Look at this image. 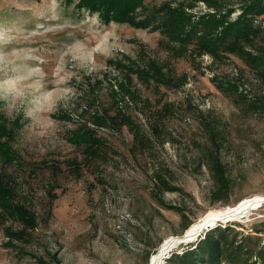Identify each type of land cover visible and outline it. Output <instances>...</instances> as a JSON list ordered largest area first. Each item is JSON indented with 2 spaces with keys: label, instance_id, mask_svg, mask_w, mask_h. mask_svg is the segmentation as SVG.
Segmentation results:
<instances>
[{
  "label": "rangeland",
  "instance_id": "rangeland-1",
  "mask_svg": "<svg viewBox=\"0 0 264 264\" xmlns=\"http://www.w3.org/2000/svg\"><path fill=\"white\" fill-rule=\"evenodd\" d=\"M215 1L234 9L232 19L238 15V0ZM144 4L135 17L161 7L195 16L214 12L202 0ZM200 33L183 46L158 29L103 25L65 0H0V114L7 127L20 125L11 141L16 162H0V171L15 201L36 216L28 242L4 232L21 231L19 223L0 219V264H171L173 254L208 229L233 224L252 235L264 229L263 203L237 220L207 226L191 242L175 243L184 224L191 223L186 233L193 236L209 213L264 196V80L237 56L200 50ZM246 47L264 48V35ZM109 60L149 73L156 66L171 84L141 82L138 70L126 67L109 70ZM123 75H130L136 99L149 103L124 106L148 139L146 149L125 126L90 123V111L115 113L108 91L118 89ZM216 82L236 89L220 92ZM86 128L104 143L99 157L72 143L71 135ZM207 149L225 170L226 206L210 200L216 181ZM166 247L173 248L158 261Z\"/></svg>",
  "mask_w": 264,
  "mask_h": 264
},
{
  "label": "trees",
  "instance_id": "trees-1",
  "mask_svg": "<svg viewBox=\"0 0 264 264\" xmlns=\"http://www.w3.org/2000/svg\"><path fill=\"white\" fill-rule=\"evenodd\" d=\"M146 0H65L66 5L73 4L77 10H85L89 14H96L98 21L103 25L112 22L128 25L134 28L158 29L169 41L178 40L179 44L186 45L194 36L199 34L198 40L200 50L210 53L214 58L226 56L227 54L237 56L244 64L264 80V48H249L256 36L264 35V0H238V15L232 19L234 9L224 7L215 0H202L213 7V13H205L198 16L186 13L180 9L161 7L152 9L149 14L135 17V13L144 9ZM261 17V19H259ZM180 49H178L179 51ZM184 50L182 57H184ZM109 70L137 71L141 82L153 81L156 85L170 86L171 81L163 74L162 69L152 67L151 73L141 69H132L123 66L119 61L109 60L106 63ZM126 67V68H125ZM130 75H123L122 82L116 84V91H108L111 105H114L115 113H99L97 110L90 111V123L97 127L119 128L125 126L132 134L134 144L139 148L146 149L150 146L148 139L139 124L133 119L124 106H137L139 102L149 105L148 101H138L136 91L131 88ZM215 87L224 92L228 88L236 89L231 82L215 83ZM132 90V91H131ZM92 103V102H91ZM94 104V103H93ZM86 110L91 109L88 104ZM164 110H168L167 107ZM20 128L18 120L14 121L12 127H7L4 116L0 114V162L6 166L16 162L17 153L11 146L16 132ZM156 131V128H154ZM212 147H217L215 135L209 126H206ZM73 144L85 147L84 152L90 157H99L97 149L103 145L90 128L80 129V132L71 135ZM102 145V146H101ZM101 146V147H100ZM207 157L214 160L212 173L216 181V188L210 193L213 203L220 202L223 206L228 205L229 184L226 173L217 159L215 150L207 149ZM215 156V157H213ZM161 182V181H160ZM163 184V183H162ZM171 190V189H170ZM13 187L7 175L0 171V219H11L19 223L23 229L19 232L4 231L10 238L29 241L27 230L36 227V216L24 204L14 199ZM190 222L183 225V230L190 227ZM217 224V223H216ZM264 227V224H263ZM233 224L217 226L206 230L203 237L190 249L187 247L181 253L173 254L169 263L171 264H264V242L259 234H264V229H254L252 234H242L234 229Z\"/></svg>",
  "mask_w": 264,
  "mask_h": 264
},
{
  "label": "bare ground",
  "instance_id": "bare-ground-1",
  "mask_svg": "<svg viewBox=\"0 0 264 264\" xmlns=\"http://www.w3.org/2000/svg\"><path fill=\"white\" fill-rule=\"evenodd\" d=\"M263 203H264V196L262 198L254 200V201H242V202H239L235 206H228L224 209L213 211V212L209 213L208 215H206L205 218L203 219V221L200 222V225L196 228V231L198 232L197 234H195L193 236H188L186 231H185L184 236L178 237L177 240L175 241V243L181 244V243L191 242L199 233L203 232V230L207 226L212 225L214 223H218V221L237 220L240 217L248 215L250 213V211H253V210H256V209L262 207ZM205 220H206V223L203 225ZM176 244L173 245V247L176 246ZM173 247L164 248V250L159 254V256L156 259L158 261H160L162 259V257L164 256V254L167 251H170V249Z\"/></svg>",
  "mask_w": 264,
  "mask_h": 264
}]
</instances>
